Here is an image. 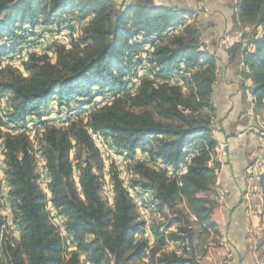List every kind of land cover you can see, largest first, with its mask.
<instances>
[{"label":"trees","instance_id":"obj_1","mask_svg":"<svg viewBox=\"0 0 264 264\" xmlns=\"http://www.w3.org/2000/svg\"><path fill=\"white\" fill-rule=\"evenodd\" d=\"M192 15L187 7L140 1L0 0V97L10 98L0 118V138L6 196L12 224L20 232L13 243L0 242V264H83L81 254L89 264L141 260L148 240L136 236L146 224L131 190L140 199L149 195L146 203L156 211H171L162 228H151L157 242H191L186 217L175 206L178 199L185 201L198 224L218 234L213 195L223 162L215 159L218 146L210 128L215 119L211 92L216 60L202 48L196 23H186ZM234 19L241 31L246 26L251 31L242 33L227 53L231 60L241 57L240 75L251 82L256 110L264 106V0H237ZM74 20L84 21L80 34L70 39L69 48L52 43L47 50L54 53V60L36 50L21 58L18 48L37 36L36 28L73 30ZM144 52L146 58L134 59ZM16 55L22 71L3 64ZM135 78H140L139 85L130 94L127 90ZM109 95L112 101L92 112L86 124L74 119L66 127L45 126L39 146L48 177L47 200L37 182L29 137L1 127H20L29 116L40 118L53 101L81 110ZM88 129L129 161L128 187L112 165L111 204L102 194V173L96 171H102L101 152ZM71 152L78 185L72 178ZM258 185L264 193V173ZM48 204L65 218L64 232L76 247L68 254L67 238L50 222ZM5 224L0 215V232ZM175 224L177 230L168 231ZM257 246L264 253V234ZM149 251L152 255L155 250ZM155 264L199 263L172 251L155 258Z\"/></svg>","mask_w":264,"mask_h":264},{"label":"crops","instance_id":"obj_2","mask_svg":"<svg viewBox=\"0 0 264 264\" xmlns=\"http://www.w3.org/2000/svg\"><path fill=\"white\" fill-rule=\"evenodd\" d=\"M116 1L149 2L193 11L186 23H196L202 48L216 60L211 99L217 133L213 138L218 146L215 159L221 160L223 166L215 182L213 198L217 206L212 217L219 227L228 264H258L254 246L264 234V193L258 185V177L264 173V153L256 130L264 129V113L254 109L251 82L240 75L241 57L231 60L227 53V48L242 36L234 19L237 0ZM218 194L222 196L219 202Z\"/></svg>","mask_w":264,"mask_h":264},{"label":"rangeland","instance_id":"obj_3","mask_svg":"<svg viewBox=\"0 0 264 264\" xmlns=\"http://www.w3.org/2000/svg\"><path fill=\"white\" fill-rule=\"evenodd\" d=\"M70 15V14H69ZM84 23V21H72L73 30H69L67 27H60L55 28V26L51 27L49 31L41 30L39 28H36V31L38 32L37 36H35L32 41L28 42L26 45L22 46L21 48H18L21 51V58L26 56L27 52H30L32 50H43L42 53H47L51 60H54V53L52 51L47 50V48L52 45V43H57L55 41L57 40H63L62 37H59L58 34H62V31L67 32V41L68 44H62L66 48H69L70 46V39L71 38H77L80 34L79 30L81 25ZM195 23V22H191ZM55 28V29H54ZM66 29V30H65ZM68 29V30H67ZM56 31V32H55ZM250 27L246 26L245 29H243L242 33L244 32H250ZM59 32V33H58ZM176 32H179L177 30ZM71 33V36H70ZM57 36V38H55ZM59 42V41H58ZM31 44L33 46H31ZM148 51L150 50V47H146ZM145 53V52H144ZM142 53L141 55L134 56V59H137L139 57H142L143 59L147 57L146 54ZM17 55L12 56L10 58H5L3 61V64H10L12 67H17L22 71V68L20 66V60ZM142 71L139 70L138 74L139 76L142 75ZM3 77L0 75V78ZM137 79L135 78L133 80V84H131L128 88H135L136 91V85H139V81L137 83ZM137 83V84H136ZM130 94H134L135 91L133 90H127ZM186 92V89L183 90ZM111 99V100H110ZM113 99V96L109 95L106 97H97L95 100L89 104L83 107L81 110L76 109H66L63 107H59L57 101H53L48 105V108L43 112V115L40 118H37L36 116H33V120L36 119L37 122L41 123V128H36L32 135H30L28 132H24L28 137L32 144L31 153L34 156V166H35V172L38 175V185L40 189L46 194L47 199H50V191L49 194L46 193L45 189H47L48 184V177L47 172L45 169V161L43 160L40 152V146H39V137L41 133L44 131V128L46 125H54V126H68L69 123L73 120H82L83 124L87 122L88 116L94 112L92 110L94 104H107L110 103ZM98 102V103H97ZM101 102V103H100ZM10 103V98H8V94H5L4 97H0V118L3 119V114L5 109ZM104 104V105H105ZM259 110L264 113V106H261ZM71 116H81V118H72ZM87 116V117H86ZM29 121L31 120V116L27 117ZM26 118V120H27ZM65 118V119H64ZM64 119V120H63ZM48 122H45V121ZM67 120V121H66ZM44 122V123H43ZM212 122H215L214 118L212 119ZM67 123V125H66ZM2 131L7 132L8 126L1 127ZM43 129V130H42ZM97 134V133H96ZM91 136L92 140L95 142V144L99 147L101 152V162H102V171H99L96 169L97 172H101V179L103 181V190L102 194L104 198L107 200L108 204L112 203V185H111V168L112 165L117 168L119 172L120 178L123 180L124 186H129V177L130 175L126 172V165L128 164V160L122 159L121 156L117 155L113 150L109 149L104 143L103 140L98 135ZM36 136V137H35ZM2 141V138H0ZM38 152V155H37ZM40 153V154H39ZM41 156V157H40ZM140 156V155H138ZM37 158V159H36ZM39 158V159H38ZM70 159L73 162V174L72 178L75 181V183L78 185V169L76 167V163L74 161V154L71 152ZM37 161V162H36ZM38 163V164H37ZM37 164V166H36ZM42 164V168L41 165ZM39 166V167H38ZM2 167V168H1ZM0 167V181H2L3 189L5 190L4 193H1L0 190V198L2 200V206L0 208V215L3 216V218L6 221V224L3 226L1 232H5L9 236H12L15 238H18L19 234L17 229L13 226L9 225L7 214L5 211V204L7 208H9V215L12 216L11 213V203L10 199L6 196L7 188L5 184V177H4V165ZM124 171L127 174V177H124ZM42 175H41V174ZM1 189V184H0ZM131 196H133L136 204H137V211L139 213L140 220H143L146 224L145 231L136 236V239L142 237L146 238L148 240L149 248L147 249V254L138 261H135L133 264H155V258L158 256H161L163 253H169V252H176L177 254L183 256V257H189L193 256L196 261H198L199 264H228L229 258L228 254L225 252V246L221 244V234L219 231V227L217 225L218 234L214 233L212 230L208 231L206 230L202 225L198 224L192 215L190 209L187 207L185 201L183 199H178L176 201V209H178L187 220V227L189 228L192 238L191 242L189 244L187 243H175L166 240L163 243L157 242L156 236L154 232L151 231L152 226L160 225L161 228L163 227L162 223H165L168 218L172 216L171 211L167 208L163 209L162 211H156L153 207L149 205V203H146L150 199L149 195H144L143 199H140L136 197L135 191L131 190ZM217 201H221L222 197L221 195H216ZM46 209L49 211L50 216V222L55 225L58 232H64V221L65 218L63 216H60L55 212V210L51 207V204H48ZM213 218V217H212ZM214 220V219H213ZM178 228L177 224L172 225L168 231H176ZM64 235V234H63ZM63 238H67L66 244L68 245V248L66 250V253L68 254L70 251H73L76 249L75 245L71 244L70 238L67 236H62ZM258 240L255 243L254 246V254L256 255V258L258 260V264H262L264 253L263 249H260L257 244ZM150 248H152L154 251V254L151 255ZM2 254V253H1ZM81 260L83 264H89L86 261L85 255L81 254Z\"/></svg>","mask_w":264,"mask_h":264},{"label":"built area","instance_id":"obj_4","mask_svg":"<svg viewBox=\"0 0 264 264\" xmlns=\"http://www.w3.org/2000/svg\"><path fill=\"white\" fill-rule=\"evenodd\" d=\"M59 37H62L63 40H57L55 42H57L58 44H68V41H67V32L65 31H62V34H58ZM55 38H57V36H55ZM59 41V42H58ZM147 50V48H146ZM40 52H43V50H39ZM146 54V53H144ZM139 79H137V83H138ZM137 87V85H136ZM135 88H128V90H133L134 91ZM97 108V107H96ZM72 118H81V116H71V119ZM31 120H32V127H22L21 130L23 131H26L28 132L30 135L33 134L34 130H35V126H39V125H42V124H36V123H33V116H31ZM49 121V120H48ZM210 128L212 130L213 133H217V126H216V122H212L211 120V124H210ZM257 134L261 137V141H260V145L262 146V150H263V153H264V129L262 130H256ZM90 136L93 137V135L89 132ZM227 146V144H226ZM224 154V153H223ZM37 159V158H36ZM263 160V156L261 155V161ZM38 164V163H37ZM262 162L260 164H258L257 166H261ZM256 165V164H255ZM124 177H127V174L125 173L124 171ZM125 187H128V186H125ZM4 189H3V184H2V181H1V193H4ZM46 193L49 194V190L48 188L45 189ZM222 197V196H221ZM5 211H6V214H7V218H8V222H9V225L12 226V216L9 215V208H7L6 204H5ZM18 234L20 235V232H18ZM59 234L61 236H66V232H59ZM64 234V235H63ZM14 235V234H13ZM12 236H9L8 238V235L7 233L5 232H0V242H3V241H8L10 243H13V239H19V236L18 238H15ZM146 254H147V251H146Z\"/></svg>","mask_w":264,"mask_h":264},{"label":"bare ground","instance_id":"obj_5","mask_svg":"<svg viewBox=\"0 0 264 264\" xmlns=\"http://www.w3.org/2000/svg\"><path fill=\"white\" fill-rule=\"evenodd\" d=\"M56 28V27H55ZM54 28V29H55ZM57 29V28H56ZM66 30V29H65ZM68 30V29H67ZM56 32V31H55ZM59 33V32H58ZM70 36H71V33H70ZM137 84V83H136ZM137 86H138V84H137ZM135 91V90H134ZM111 100V99H110ZM263 101H264V99H263ZM98 103V102H97ZM101 103V102H100ZM105 104V103H104ZM104 104H94L93 105V108H92V110L93 111H96L97 109H99V108H101ZM97 107V108H96ZM87 117V116H86ZM65 119V118H64ZM63 119V120H64ZM74 120V119H73ZM67 121V120H66ZM45 122H48L47 120L45 121ZM33 123H36V124H41V123H39V122H37L36 121V119L35 120H33ZM44 123V122H43ZM86 124V123H85ZM66 125H67V123H66ZM41 126L42 125H39V126H35V129L36 128H41ZM22 127H32V121H29L28 120V118H27V120H25V123H23V125L22 126H20V127H18V126H16V128L14 127V126H12V125H9L8 126V129H7V133H10V134H14V133H18V132H26V131H23V130H21V128ZM7 128V127H6ZM89 128V127H88ZM43 130V129H42ZM88 132H90L93 136L95 135V133H93L92 132V130H90V129H88ZM27 133V132H26ZM96 135H98V134H96ZM212 135H213V133H212ZM99 136V135H98ZM36 137V136H35ZM39 144V143H38ZM4 148H3V144H2V141L0 140V167L1 166H3L4 165ZM41 152V151H40ZM40 154V153H39ZM37 155H38V152H37ZM41 157V156H40ZM39 159V158H38ZM37 162V161H36ZM41 165V168H42V164H40ZM45 165V164H44ZM36 166H37V164H36ZM39 167V166H38ZM2 168V167H1ZM43 169V168H42ZM1 170V169H0ZM4 170V169H3ZM41 174V173H40ZM42 175V174H41ZM1 190V189H0ZM48 200V199H47ZM48 203V202H47Z\"/></svg>","mask_w":264,"mask_h":264}]
</instances>
